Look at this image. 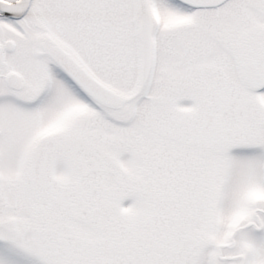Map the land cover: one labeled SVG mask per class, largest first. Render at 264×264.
<instances>
[{
	"label": "snow or ice",
	"instance_id": "obj_1",
	"mask_svg": "<svg viewBox=\"0 0 264 264\" xmlns=\"http://www.w3.org/2000/svg\"><path fill=\"white\" fill-rule=\"evenodd\" d=\"M0 264H264V0H0Z\"/></svg>",
	"mask_w": 264,
	"mask_h": 264
}]
</instances>
